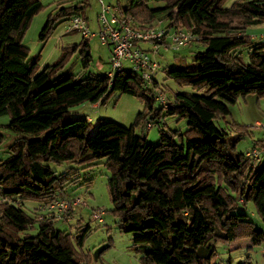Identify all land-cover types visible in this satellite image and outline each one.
I'll return each mask as SVG.
<instances>
[{
    "label": "trees",
    "instance_id": "obj_1",
    "mask_svg": "<svg viewBox=\"0 0 264 264\" xmlns=\"http://www.w3.org/2000/svg\"><path fill=\"white\" fill-rule=\"evenodd\" d=\"M114 2L136 27L161 13L166 27L196 36L191 43L202 50L192 52L193 67L161 68L176 90L154 78L146 85L128 67L111 77L84 75L91 60L84 37L38 68L21 37L41 1L0 0V115L14 132L0 160V264H90L99 257L100 249L82 251L92 230L88 222L79 217L66 231L38 211L66 198L80 170L96 164L107 171L109 211L119 231L130 236L140 264H229L212 261L215 244L248 239L250 246L264 245V231L247 210L251 204L264 223V153L253 163L244 156L247 149L235 150L244 138L250 148H261L263 131L254 139L250 126L232 123L224 129L215 121L238 97L264 98V38L255 41L246 33L264 24V0H162L155 8L147 0ZM87 6L85 0L57 3L38 39L45 41L72 15L86 20ZM75 51L81 70L64 71ZM113 91L143 102L127 126L98 121L91 131L86 117L71 110L85 102L102 104ZM157 92L165 106L154 107ZM166 116L184 119L185 128H168ZM152 124L158 126L155 144L146 142L143 131ZM49 164L67 166L56 172ZM26 202L35 204L30 214L22 208ZM34 225L35 233L27 234Z\"/></svg>",
    "mask_w": 264,
    "mask_h": 264
},
{
    "label": "rangeland",
    "instance_id": "obj_2",
    "mask_svg": "<svg viewBox=\"0 0 264 264\" xmlns=\"http://www.w3.org/2000/svg\"><path fill=\"white\" fill-rule=\"evenodd\" d=\"M42 8L34 14L29 22L28 27L21 37V43L28 48V60L37 56L38 68H42L46 64L53 63L60 55L61 48L67 44H75L79 42L81 36L77 32L65 33V22L58 24L52 33L45 41L38 39V33L47 18L48 14L54 11L57 3L63 6L75 4L81 0H40ZM88 6L85 9L86 24L90 32H97L96 13L98 5L95 0H85ZM124 2V0H121ZM162 5V0H147L149 8H155ZM225 5H229L227 2ZM162 19V14L157 13L155 19L149 24H154L156 20ZM164 24V21L162 22ZM216 33L222 34V31ZM246 33L250 35L255 41H260L264 38V24L250 26L246 29ZM259 35V36H258ZM89 52L91 60L84 75L89 73H106L110 67L107 63L109 51L106 46H102L96 36L92 35L88 40ZM143 47H149V44H142ZM202 47L199 44L191 43L185 47L177 50L167 49L163 50L159 46V53L154 55V59L158 63V68L153 74V78L162 83L164 87L170 90H176L178 87L172 80L166 79L161 68H176V67H193L192 52L200 51ZM242 59L246 60L244 50H241ZM127 67V64H123ZM64 71L76 73L81 70L77 52H72L70 58L64 66ZM154 107H159L157 101L154 102ZM143 102L138 98L118 93L113 91L106 98L104 103H96L92 106L91 103L85 102L73 107L71 110L75 111L77 115L89 117L88 121L92 128L95 127L98 121H113L121 125H129L137 112L142 110ZM163 114V113H162ZM257 121V123L255 122ZM8 122L6 115H0V135L2 141L0 143V160L7 156V145L13 140L14 132L7 129L4 125ZM164 123L170 129L185 128V120H176L174 116L164 117ZM232 123H237L245 126H250L253 131V138L261 136V129L264 126V98L256 99L255 95L248 94L245 97H238L233 104L228 105V114L224 118L215 121L218 128L227 129ZM156 124H152L148 129L144 128L146 135V142L155 144L157 142ZM251 145L249 138L240 140L236 146V151H243ZM56 172H60L67 166L62 164L55 166L49 164ZM82 166V165H80ZM79 181L67 188L66 192L70 196H77L83 202L81 205L72 209L73 216H66V220H56L54 226L57 229H64L72 231V224L77 218H81L82 222H88L92 227L88 237L85 239L82 246V251L92 252L100 249L99 257L90 264H140L138 256L130 246V236L119 231L115 218L110 213L111 204L106 192L105 182L107 171L102 164H96L82 168L79 172ZM35 207L32 202L24 203L22 207L28 214L31 213V208ZM247 210L252 213L249 218L254 224L264 231V223L253 214L251 204H247ZM100 214L101 222L92 219V215ZM27 234L35 233V225L26 231ZM215 257L212 261L220 260L224 263L229 261V264H264V245L250 246L248 239H239L229 243L215 244Z\"/></svg>",
    "mask_w": 264,
    "mask_h": 264
},
{
    "label": "built area",
    "instance_id": "obj_3",
    "mask_svg": "<svg viewBox=\"0 0 264 264\" xmlns=\"http://www.w3.org/2000/svg\"><path fill=\"white\" fill-rule=\"evenodd\" d=\"M95 2L98 5L97 32H90L86 20L79 15H72L68 18L64 32L75 31L84 38L94 35L102 46L109 48L107 61L110 69L106 72L108 77H111L114 71L121 70L124 67L123 64L126 63L128 68L138 72L144 83L149 85L157 70L158 65L154 55L159 53V46L163 50H177L196 39V36L188 29L175 26L166 27L162 19L145 27H136L130 17L121 14L114 0H95ZM163 21L164 24H162ZM146 43L149 47L145 48L142 44ZM155 100L165 106V98L161 92L156 93ZM261 130L263 131L262 147H253L244 152V156L253 163L258 162L264 153V126ZM82 203L79 197L73 195L41 206L38 211L55 220L63 219L70 210ZM92 219L101 222L100 214L94 213Z\"/></svg>",
    "mask_w": 264,
    "mask_h": 264
},
{
    "label": "crops",
    "instance_id": "obj_4",
    "mask_svg": "<svg viewBox=\"0 0 264 264\" xmlns=\"http://www.w3.org/2000/svg\"><path fill=\"white\" fill-rule=\"evenodd\" d=\"M259 36V35H258ZM86 119L88 120L89 119V117H86ZM256 123H257V121H255ZM251 146V145H250ZM250 146L249 147H247V148H245L244 150H246V149H249L250 148Z\"/></svg>",
    "mask_w": 264,
    "mask_h": 264
}]
</instances>
